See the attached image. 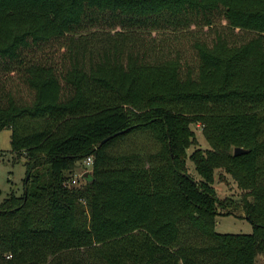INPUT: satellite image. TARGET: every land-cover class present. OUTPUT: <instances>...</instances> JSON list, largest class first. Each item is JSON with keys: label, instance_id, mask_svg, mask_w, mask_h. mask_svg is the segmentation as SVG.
Wrapping results in <instances>:
<instances>
[{"label": "trees", "instance_id": "obj_1", "mask_svg": "<svg viewBox=\"0 0 264 264\" xmlns=\"http://www.w3.org/2000/svg\"><path fill=\"white\" fill-rule=\"evenodd\" d=\"M190 25L213 31L193 61L152 34ZM3 128L28 178L0 199V264H255L264 0H0ZM216 169L243 190L251 232L215 229L229 212Z\"/></svg>", "mask_w": 264, "mask_h": 264}, {"label": "rangeland", "instance_id": "obj_2", "mask_svg": "<svg viewBox=\"0 0 264 264\" xmlns=\"http://www.w3.org/2000/svg\"><path fill=\"white\" fill-rule=\"evenodd\" d=\"M224 21L220 22L222 27ZM99 26L104 27L105 22L100 21ZM188 30V31H187ZM156 33V42L164 46L173 48V51L179 49L182 56L190 61L194 60L195 52L191 47L194 38H207L212 37V29L206 27H196L190 25L189 29H179L172 31L158 30L152 31ZM250 34L239 32L240 37H248ZM192 128L195 132L197 140L196 145L207 147L199 123H192ZM188 172L196 179L199 178L198 174L193 170L191 162L187 160ZM24 159H17L10 147V129L3 128L0 130V199L11 190L21 192L23 187V178L25 176ZM86 167L81 161L72 172V177H76L77 185L83 183L82 171ZM213 185L216 189L217 196L221 199H226L227 203L223 207L224 211L228 213H218L215 220V229L220 232H251L252 224L246 217L242 206L241 196L243 190L238 187L235 180L222 169L215 170ZM256 264H264V252L258 253L256 256Z\"/></svg>", "mask_w": 264, "mask_h": 264}, {"label": "built area", "instance_id": "obj_3", "mask_svg": "<svg viewBox=\"0 0 264 264\" xmlns=\"http://www.w3.org/2000/svg\"><path fill=\"white\" fill-rule=\"evenodd\" d=\"M92 160H93V156H92L91 154H90V155H87V156L82 160L84 166L86 167V168L82 171V173H83L84 171H86V170H89V171H90V169H91V164H92ZM68 184H69V185H77V179H76V177H72V176H71V178H69V180H68ZM9 255H10V254H9ZM9 255H7V256H9Z\"/></svg>", "mask_w": 264, "mask_h": 264}, {"label": "water", "instance_id": "obj_4", "mask_svg": "<svg viewBox=\"0 0 264 264\" xmlns=\"http://www.w3.org/2000/svg\"><path fill=\"white\" fill-rule=\"evenodd\" d=\"M116 133H118V132H115L114 134H116ZM111 135H108V136H106V137H104L101 141H100V143H102V142H104L106 139H108L109 137H110ZM244 151H246V149L244 148V147H242V146H234V148H233V153L234 154H238V153H241V152H244ZM89 170H86V171H84L83 173H82V176L83 177H87L88 175H89ZM28 178V173L25 175V179H27Z\"/></svg>", "mask_w": 264, "mask_h": 264}, {"label": "crops", "instance_id": "obj_5", "mask_svg": "<svg viewBox=\"0 0 264 264\" xmlns=\"http://www.w3.org/2000/svg\"><path fill=\"white\" fill-rule=\"evenodd\" d=\"M255 264H256V262H255Z\"/></svg>", "mask_w": 264, "mask_h": 264}]
</instances>
